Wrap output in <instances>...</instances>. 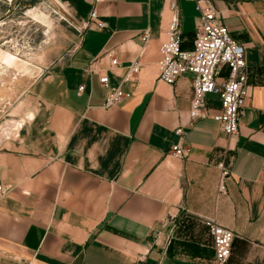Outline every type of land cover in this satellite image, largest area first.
Segmentation results:
<instances>
[{
    "label": "crops",
    "instance_id": "crops-1",
    "mask_svg": "<svg viewBox=\"0 0 264 264\" xmlns=\"http://www.w3.org/2000/svg\"><path fill=\"white\" fill-rule=\"evenodd\" d=\"M58 1L82 32L20 102L19 131L0 140V184L9 188L0 197V264H212L207 218L234 232L228 264H264V0H213L245 47L249 95L231 136L213 119L191 120V73L171 84L159 78L170 2L184 49L200 25L195 3ZM92 10L105 27L90 20ZM106 51L121 68L110 69ZM135 60L139 72L122 81ZM227 74L221 67L218 80ZM101 75L130 96L104 106ZM206 101L218 110L217 95Z\"/></svg>",
    "mask_w": 264,
    "mask_h": 264
},
{
    "label": "built area",
    "instance_id": "built-area-1",
    "mask_svg": "<svg viewBox=\"0 0 264 264\" xmlns=\"http://www.w3.org/2000/svg\"><path fill=\"white\" fill-rule=\"evenodd\" d=\"M193 2L200 13V25L193 39L190 49L182 47V30L179 23V10L176 1L170 2L172 17L166 30V38L160 45L161 57L158 61L159 78L166 83H174L183 73L193 75V96L189 110L191 120L213 119L219 128L227 135L238 134L240 110L249 95L247 86V73L245 61V47L234 39L229 28L222 22L219 11L213 0H185ZM90 20L98 28H103L106 23L97 18V13L92 10ZM146 41L149 37L148 30L142 34ZM110 58V69L121 68L120 62L112 51H106ZM226 66L227 77L218 80L220 68ZM122 81L132 79L140 70V63L135 60L124 66ZM88 71H96V67L89 65ZM106 89L104 106H111L130 96L129 92L122 89L121 84L112 85L107 75L99 78ZM80 86V90H83ZM208 94H215L219 98L220 106L217 111H212L206 101ZM10 103V102H9ZM22 127H15L17 132ZM15 130V129H14ZM176 133L183 134L182 128H177ZM15 134V133H14ZM186 149L180 144L172 146V154L181 157ZM220 170L218 189L226 191L224 179L229 174V169L221 161L217 164ZM9 188L0 184V197L8 192ZM205 226L212 237L214 257L212 264H228L231 254L234 232L220 224L214 218H207ZM136 264H143L139 260Z\"/></svg>",
    "mask_w": 264,
    "mask_h": 264
},
{
    "label": "rangeland",
    "instance_id": "rangeland-1",
    "mask_svg": "<svg viewBox=\"0 0 264 264\" xmlns=\"http://www.w3.org/2000/svg\"><path fill=\"white\" fill-rule=\"evenodd\" d=\"M81 32L58 0H0V140L17 132L20 102L35 80L69 58ZM8 54L27 70L1 63Z\"/></svg>",
    "mask_w": 264,
    "mask_h": 264
},
{
    "label": "bare ground",
    "instance_id": "bare-ground-1",
    "mask_svg": "<svg viewBox=\"0 0 264 264\" xmlns=\"http://www.w3.org/2000/svg\"><path fill=\"white\" fill-rule=\"evenodd\" d=\"M14 55H11V54H8L6 57H5V59H4V61L3 62H1V63H4L5 65H10V66H12V65H14V66H16L18 69H22L23 71H26L27 70V68H25L23 65H18V63L17 62H15L14 60H12L14 57H13ZM15 62V63H14ZM15 124V123H14ZM21 125V124H20ZM19 124H16L15 125V127L16 126H20ZM6 126V125H5ZM11 126V125H10ZM7 129H9L10 130V127L9 128H7ZM4 130H6V127H5V129ZM2 131V130H1ZM0 131V132H1ZM7 132V131H6ZM7 133H9V132H7Z\"/></svg>",
    "mask_w": 264,
    "mask_h": 264
}]
</instances>
